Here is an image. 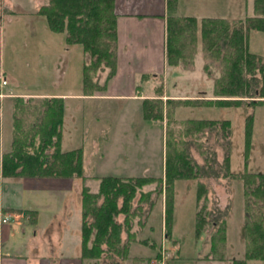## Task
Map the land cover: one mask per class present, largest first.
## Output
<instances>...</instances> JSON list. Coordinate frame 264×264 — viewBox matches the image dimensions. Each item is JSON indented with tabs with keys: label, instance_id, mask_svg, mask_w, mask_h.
<instances>
[{
	"label": "trees",
	"instance_id": "trees-1",
	"mask_svg": "<svg viewBox=\"0 0 264 264\" xmlns=\"http://www.w3.org/2000/svg\"><path fill=\"white\" fill-rule=\"evenodd\" d=\"M254 14L244 18L229 19L224 16L177 15L178 0H166V64L170 66L193 64L199 45L204 52V68L212 76L215 66L218 76L214 78L212 98H168L167 103L178 101L179 105L240 107L264 104V54L252 52L249 44L250 32H264V0H253ZM44 15L51 30L66 33V43L82 44L86 57L83 68V83L86 94L107 88L108 80L116 73L117 66V18L116 0H49L38 12ZM109 68L104 84L94 80L98 70ZM145 76V75H144ZM143 76V77H144ZM152 98L143 99V115L146 119L164 120V84L161 81L154 89ZM40 112L30 113L29 128L26 130L21 107H28L34 98L26 101L17 98L14 114V138L11 150L2 156V177H82L84 174L83 148L63 151L62 127L65 101L63 98H39ZM27 118H29L27 116ZM186 134L221 128L219 138L230 144L231 121L210 118H191L185 121ZM254 113L246 116L245 147L251 148ZM170 133V132H169ZM171 134V133H170ZM183 142L172 136L166 138L165 173L160 178L152 176H97L99 189L82 188V257L99 259L104 254L109 259L128 258L130 245L136 240L131 230V220L139 213L133 201L139 191L138 205L144 202L154 205L153 193L165 194V227L172 236V219L175 202V182L178 179L202 177H232L244 183L245 227L244 235L248 247L243 259H233L232 264H264V172L232 174L230 152H226L224 163L216 170V151L199 163ZM53 149V150H52ZM52 150V151H51ZM248 157L246 156V161ZM247 166V162H246ZM96 178V176H95ZM159 183L155 190H141L145 185ZM198 199L205 193L201 184ZM14 211V210H13ZM16 212L18 210H15ZM19 212V211H18ZM124 214L123 221L119 215ZM209 216H211L209 214ZM207 216L197 212L198 230H205ZM224 219L213 222L216 234L212 242L226 241ZM215 230V231H216ZM127 233L126 238L123 232ZM220 238H219V236ZM218 237V238H217ZM145 243L144 240H140ZM146 241V240H145ZM149 242V240H148ZM148 244V243H147ZM150 244V242H149ZM216 248V246H215ZM214 251L217 252L216 249ZM224 259L223 255L215 256ZM119 264L121 261L116 260ZM112 262H110L111 264Z\"/></svg>",
	"mask_w": 264,
	"mask_h": 264
},
{
	"label": "rangeland",
	"instance_id": "rangeland-1",
	"mask_svg": "<svg viewBox=\"0 0 264 264\" xmlns=\"http://www.w3.org/2000/svg\"><path fill=\"white\" fill-rule=\"evenodd\" d=\"M49 0H0V4L10 5L11 8L21 11H33ZM177 15H192L199 18L204 16H224L229 19L244 18L254 14L253 0H178ZM252 52L264 54V32L252 30L249 37ZM71 53V70L65 77V86L72 83L73 66H76ZM88 57V56H87ZM76 59V57H74ZM205 58L201 45L197 48L193 64L186 67L183 64L170 66L166 69L164 88L168 98H211L214 93V78L219 73L215 66L211 68L212 76L205 70ZM98 70L96 76L100 84H104L108 70ZM158 83L147 80L142 81L143 90L152 89ZM102 91V90H96ZM181 96V97H177ZM164 98V97H163ZM164 98V120L146 119L143 115L141 101L135 99H105L97 97L90 100H72L67 104L66 121L64 127L65 150H70L84 144L85 166L84 174L89 175L85 184L91 191L99 189L97 176H152L160 178L165 173L166 138L174 137L182 146L189 149L190 154L201 164L216 151L218 162L214 165L216 170L224 163L227 150L230 152V169L232 174L244 172H264V104L257 106L243 105L240 107H225L216 105L193 106L179 105L178 101L168 102ZM40 99L34 98L28 107H21L22 118L26 120L24 128H29L30 113L40 112ZM254 113L253 135L251 148L247 152L245 147L246 116ZM27 116L29 118H27ZM210 118L231 121L230 144L227 146L218 135L222 129L186 134L187 119ZM171 134H170V133ZM53 150V149H52ZM51 150V151H52ZM246 156L248 157L246 161ZM247 162V166H246ZM220 170V169H219ZM221 174H222V170ZM96 176V178H95ZM159 183L153 182L145 185L141 190H155ZM201 184L205 186V193L198 199ZM175 202L172 221V236L165 227V194L156 195L154 205L144 202L138 205L141 191L133 201L139 215L132 220L131 230L134 241L131 257L128 261L120 257L109 259L107 254L91 264H232L233 259H243L248 247V239L244 235L245 227V197L244 183L241 179L232 177H202L198 179H178L175 182ZM73 192V191H72ZM70 192L68 199L56 194L52 207L63 216L66 207L76 218L81 210L78 208L79 197ZM13 197V195H12ZM14 196L13 198H16ZM12 202V201H11ZM77 206V207H76ZM41 212L43 206H40ZM51 206L44 207V212ZM206 215L205 230H198L197 212ZM209 214L211 216H209ZM2 215V214H0ZM23 224L16 220L11 221L14 233L23 232V229L32 232L33 223L30 214L22 215ZM123 221L124 214L119 215ZM224 219L220 228H226V241L222 243L215 240L217 225L214 221ZM45 218L41 216L39 225L46 227ZM165 222V223H164ZM218 228V227H217ZM17 230V231H16ZM216 230V231H215ZM27 233V234H28ZM15 239L19 238L18 233ZM127 233L123 232L126 238ZM219 236V235H218ZM218 238V237H217ZM220 238V236H219ZM146 240V241H145ZM150 244H149V242ZM148 243V244H147ZM216 246V248H215ZM214 249L217 250L214 251ZM223 255L224 259L215 256ZM136 258V259H132Z\"/></svg>",
	"mask_w": 264,
	"mask_h": 264
},
{
	"label": "crops",
	"instance_id": "crops-1",
	"mask_svg": "<svg viewBox=\"0 0 264 264\" xmlns=\"http://www.w3.org/2000/svg\"><path fill=\"white\" fill-rule=\"evenodd\" d=\"M39 8L21 11L10 5L0 4V72L8 80L7 85L0 86V172L2 156L12 147L17 98H24L26 101L29 98L64 99L61 147L63 151H68L63 148V144L69 101L97 97L108 100L126 98L139 100L143 105L144 98L155 95V88L151 92L150 87L161 81L165 83L166 69L169 67L166 64V0H116V73L108 80L106 89L94 91L93 94H86L84 91L83 68L87 55L83 45H68L66 33L51 30L46 17L37 13ZM72 52L75 54L73 59L74 62L76 60V66H73V84L66 88L65 77L71 70ZM107 71L109 73V69ZM143 80L152 82L147 90H143ZM163 97H171L166 94L165 88ZM82 145L73 149L83 148ZM85 176L86 179L2 177L0 264H91L96 261L82 257L80 199L78 198V208L81 214L78 213L76 218L68 207L63 216H58L59 211L52 207L56 194L62 197L65 195L68 199L67 195L73 191V195L79 197L90 177ZM12 195L17 197L13 198ZM40 206H43L42 212ZM46 206L51 207L44 212ZM26 213L30 214L31 221L35 223L34 228L31 234L24 229L23 232L16 230L21 236L13 240L16 233L11 221L23 224L22 215ZM41 216L47 221L44 228L38 223ZM4 218H8V221L4 222ZM132 246L133 243L126 261L131 257L134 249L133 247L131 250Z\"/></svg>",
	"mask_w": 264,
	"mask_h": 264
},
{
	"label": "built area",
	"instance_id": "built-area-1",
	"mask_svg": "<svg viewBox=\"0 0 264 264\" xmlns=\"http://www.w3.org/2000/svg\"><path fill=\"white\" fill-rule=\"evenodd\" d=\"M8 84V80L6 79V77L4 76L3 73L0 72V86H5ZM4 222L8 221V218H4L3 219Z\"/></svg>",
	"mask_w": 264,
	"mask_h": 264
}]
</instances>
